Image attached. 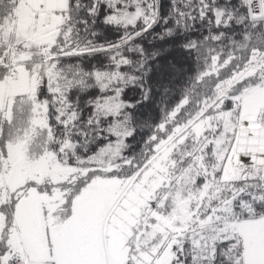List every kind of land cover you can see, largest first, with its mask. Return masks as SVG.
<instances>
[{"label":"snow or ice","instance_id":"1","mask_svg":"<svg viewBox=\"0 0 264 264\" xmlns=\"http://www.w3.org/2000/svg\"><path fill=\"white\" fill-rule=\"evenodd\" d=\"M0 264H264V0H0Z\"/></svg>","mask_w":264,"mask_h":264}]
</instances>
